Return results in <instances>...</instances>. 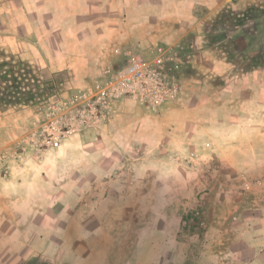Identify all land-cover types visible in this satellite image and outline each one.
Returning <instances> with one entry per match:
<instances>
[{"label": "crops", "instance_id": "obj_1", "mask_svg": "<svg viewBox=\"0 0 264 264\" xmlns=\"http://www.w3.org/2000/svg\"><path fill=\"white\" fill-rule=\"evenodd\" d=\"M54 1L48 36L27 0L17 8L0 0V88L62 77L86 94L125 64L126 51L152 60L161 50L179 59L170 64L179 93L157 113L122 100L107 125L43 158L9 156L0 264H264V184L250 183L264 180V61L247 55L264 35V0L115 4L73 53L53 39ZM10 111L21 119L0 121V147L42 110Z\"/></svg>", "mask_w": 264, "mask_h": 264}, {"label": "built area", "instance_id": "obj_2", "mask_svg": "<svg viewBox=\"0 0 264 264\" xmlns=\"http://www.w3.org/2000/svg\"><path fill=\"white\" fill-rule=\"evenodd\" d=\"M114 53L120 52L116 49ZM125 55V64L108 68L103 79L86 94H68L62 84L55 86L51 94L39 102L42 111L34 128L20 144L21 153L43 158L47 151L59 148L71 136L97 131L114 118L122 100L142 103L152 112L176 101L179 80L170 67L179 61L175 55H166L161 50L152 60L130 51ZM193 216L198 218L200 214Z\"/></svg>", "mask_w": 264, "mask_h": 264}, {"label": "rangeland", "instance_id": "obj_3", "mask_svg": "<svg viewBox=\"0 0 264 264\" xmlns=\"http://www.w3.org/2000/svg\"><path fill=\"white\" fill-rule=\"evenodd\" d=\"M6 4L10 5V7H16L18 6V3L20 0H4ZM22 1V0H21ZM57 0L54 2L56 3ZM131 0H58L56 8L60 10L59 16L57 18H54L52 20L53 23V29H55V32L53 31V39H57L59 42V45L64 46V50L62 52L64 53H73L78 50H76L74 47H72V42H76L77 44L84 40L89 34L91 33V30L95 31L98 27V22L100 20L106 19L107 15H110V17H113L114 10H115V4L117 7L120 8H126L130 6ZM44 2V3H43ZM36 0H27V12L28 14H34L35 10H39V16L40 20L42 21V29L43 31L49 36L50 34V18H49V10H50V0H44L39 3V6L35 7ZM122 5V6H120ZM69 10V16H71V19L67 22H63L62 20V13H66ZM47 15V16H46ZM73 26L78 31L75 32H67V28ZM258 47L253 50L248 51V56L257 62L259 60L264 61V35L258 40ZM46 51H49L47 49ZM60 50L59 52V61L62 62L63 57L61 55L63 54ZM42 80V81H41ZM45 79H40L36 83H28L25 86L27 89L25 90H19L14 89L13 91H8L6 89L0 88V121L2 122L4 120L8 119V115H13V111L8 112V109L10 107H19V106H27V107H33L35 105L38 106L39 103H35L34 99L35 97L40 98L44 96L51 88H53V85L62 83L65 90H69L68 92L70 94H73V92L69 89L68 85L66 84V79L62 77H57L55 79H51L48 82H44ZM34 96V98H32ZM31 98V99H30ZM43 100V99H42ZM157 113V112H154ZM26 117H31V120L33 121V115L32 114H24ZM8 116V117H9ZM17 120L19 121L21 118V115L14 114L13 115ZM19 117V118H18ZM30 127L29 130L24 131L25 133L15 138L10 144L5 145L4 147H0V179L5 178L9 173V162L8 157L11 156L14 153H18L20 151V144L23 142L25 137L28 135V133L33 129ZM2 127H0V137L2 138ZM21 152V151H20ZM187 165H193L194 162L186 161ZM251 185H263L264 180L260 178H256L253 181L250 182ZM249 184V183H246ZM193 211V210H191Z\"/></svg>", "mask_w": 264, "mask_h": 264}, {"label": "trees", "instance_id": "obj_4", "mask_svg": "<svg viewBox=\"0 0 264 264\" xmlns=\"http://www.w3.org/2000/svg\"><path fill=\"white\" fill-rule=\"evenodd\" d=\"M58 84H62V83L60 82V83H58ZM58 84L53 85V88H51V89H50V90H49L44 96H42L41 98H42L43 100H45V98L48 96V94H51L52 90H54V89H55V86L57 87ZM62 85H63V84H62ZM32 98H34V96H33ZM30 99H31V98H30ZM39 99H40V98L35 97L34 102H35V103H39V102H41L42 99H41V101H40Z\"/></svg>", "mask_w": 264, "mask_h": 264}]
</instances>
